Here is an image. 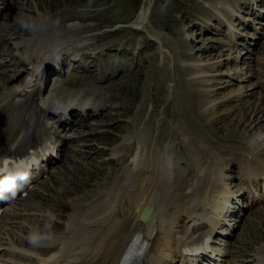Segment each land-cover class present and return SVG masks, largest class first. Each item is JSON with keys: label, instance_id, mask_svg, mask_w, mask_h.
I'll use <instances>...</instances> for the list:
<instances>
[{"label": "rangeland", "instance_id": "rangeland-1", "mask_svg": "<svg viewBox=\"0 0 264 264\" xmlns=\"http://www.w3.org/2000/svg\"><path fill=\"white\" fill-rule=\"evenodd\" d=\"M204 1L209 2V0H0V34L4 33V41L8 42V46L14 43L22 45L24 41L22 46L24 50L28 40L35 38V31L39 30L41 25L50 19H56L61 14L71 12L80 15V22L71 24L70 28L66 27L61 34L62 37L69 38L71 36L68 32L79 30L99 35L97 40L104 43L101 46L112 43L121 44L122 39H128L132 45L139 47L144 40L149 47L144 55L150 57V62L138 74L122 79L119 78L123 77V74H117L112 78L113 82L109 86L119 87V93L124 94L117 98V105H121L122 108H110V112H107L109 114L99 121V127H103L109 133L94 134L95 130L91 123L95 122V119H91L86 126L80 128L81 133L88 132L87 135L67 139L65 146L60 147L62 150L60 159L51 165L50 174L40 179L35 185L29 199L23 201L20 198L13 203L16 208L25 207L26 215L23 218H29L26 221L12 219L9 218L10 216L5 218L0 224V231L4 234L6 241L8 238L16 242L24 240L23 244L27 242V246H32L31 235L20 239L18 231L30 229L34 223L37 228L35 230L37 239H42L48 230L61 234L63 231L56 230L63 227L59 220L62 222L67 218L66 211L74 212L80 205V209L83 206H89L88 204L96 199L85 201L96 194V189L101 188L108 178L110 181L103 187L104 190L100 191V195L114 186V181L119 179L126 167L129 168L127 171H132L130 169L133 165L128 163L132 157L129 155L127 158L126 154L124 157V151L111 153L117 159L116 165L107 158L108 149L111 152L114 147L118 148V145H122L124 137L130 135L133 130L132 127L134 129L138 127L139 131H142L140 130L142 128L148 129L150 140L154 141L153 134L158 137L156 145L170 142L176 151L177 159L185 158V162L195 169V177L199 176L197 173L199 168L193 166L192 161L188 163L189 154L193 150L187 145L188 140L185 134L174 132L176 129H173L174 124L184 125V122H180L181 119H188L185 121L186 126L184 125L186 131L191 132L193 128L202 130L207 139L205 144L209 143L211 147L207 145L209 150L220 153L224 159L226 158V161L223 159L220 164L217 163L218 165L229 162L227 157L231 155L234 159L236 157L240 167V160L237 159L238 148L234 149L233 146L250 147L255 151L252 150L254 153L259 152L261 156H264V26L261 25L260 33L256 34L258 40H252L253 45H248L249 40L244 39L238 42L242 46L238 43H229L230 46L226 50L225 47H220L226 41L223 37L216 38L209 32L200 34L197 27H190L192 21L202 22L197 18L204 13L200 11L205 6ZM230 2H222L221 7L231 9ZM137 9L139 13L131 25H136L144 19L145 27L139 32L134 31L130 26V21L134 18ZM102 18L103 22L100 23ZM66 21L68 20L62 21L64 26ZM237 27L243 28L239 25ZM113 29L118 31L110 33ZM254 32L249 28L246 30V34ZM100 34L104 35L101 37ZM150 39L156 40L157 43ZM130 50L134 51L133 48ZM109 51L112 53L101 51L100 56L104 57L106 63L109 62L110 66L123 67L126 74L134 70L133 63L124 57L123 50L119 51L113 47ZM163 51L164 53L160 54ZM11 58L14 60V57ZM11 66L13 68L11 67L10 70L9 68L4 70L7 72L6 76H0L1 86L12 83V81L5 83L2 78L9 77L8 79L11 80L13 75L20 74L16 65ZM13 69H16L15 74L11 72ZM16 80L19 81V79ZM62 80L64 82V79ZM102 84H105V81ZM115 93L117 94V91ZM189 97L194 109L191 104L189 108L185 106ZM153 103L156 104L153 105ZM182 116L185 118L183 119ZM130 138L134 142L133 135ZM104 148H108L107 151ZM170 150L172 157L173 151ZM203 155L205 156L201 155L200 164H208L210 154L206 155L204 152ZM121 165L124 167L120 171ZM229 166H232L230 162ZM240 171L241 169L237 168L230 172L225 170L223 173L225 177L217 183L225 184L226 181L232 191L240 192L242 189ZM141 173H146L143 174L146 175L145 177L150 176L147 171ZM178 180L177 178V183ZM183 183L182 186L175 184L180 191L182 190L178 199H181L188 188L195 184L189 183V180ZM225 185L228 187L227 183ZM228 192H230L229 187ZM179 206L180 203L177 202L175 207L173 205L167 208L178 216L176 213ZM46 212L52 213V221L39 220L38 215ZM241 212L243 215L237 217L240 220H235L237 227L232 231V235L224 240L233 252L230 261L231 264H258L256 254L259 251L264 253V201L257 202ZM30 213L32 215L27 216ZM183 219L177 220L176 225H185L183 223L187 221ZM13 220L16 221L13 222ZM43 227H46L47 231ZM34 256L36 259L31 260L33 264H36L35 262L40 258L50 255ZM5 261H9L7 254L4 256V253L0 252V264H10ZM172 262L169 264H176V261ZM20 263L24 264L25 261L21 260Z\"/></svg>", "mask_w": 264, "mask_h": 264}, {"label": "bare ground", "instance_id": "bare-ground-1", "mask_svg": "<svg viewBox=\"0 0 264 264\" xmlns=\"http://www.w3.org/2000/svg\"><path fill=\"white\" fill-rule=\"evenodd\" d=\"M215 7V13L220 14L223 7L219 5H215ZM218 10H220V12ZM79 17V14L70 12L63 15L61 14V16L56 19H50L47 23L41 25L39 30L35 31V38L32 37L26 43L22 58H27L24 53H26V50L32 46L35 49L34 51L37 53L53 50L54 47L57 48L58 45L61 44L59 38L60 34L63 30H65L63 29L64 23L62 21L66 19L75 23L79 20ZM142 24L143 21L141 22L140 20L136 25ZM190 27L194 28L195 24H191ZM3 42L4 37L1 38V43ZM131 56L134 57L135 55ZM12 57H14V60L20 62L19 57ZM32 60L33 59L31 58L30 62H32ZM16 66L18 68L17 71L20 74L18 73L19 75L17 76L13 75L11 80L8 79L9 77L2 78V80H5V83L9 81L14 82L16 79L21 77L19 66ZM11 67L8 70H10ZM11 72L12 74H15L16 69L11 70ZM6 74V71H2L0 76H6ZM45 79L46 77H44V81ZM20 87V83H18L14 90L11 92L5 91L0 95V156L2 157L0 164H7L4 162H8V160H10L9 154H18L19 152H23L26 150L25 148L32 143L34 144L32 149L35 150L38 148V150L28 153L27 155H23V159L25 160V163H27L28 168L26 172H22L20 170L21 167H16L17 174H19L18 178L11 177L10 179H3V183L0 184V188L4 187L9 191H14L18 184H24V181H29V177H36L38 175L40 170V164L38 163L39 160H35L30 157H39L43 154L40 151L42 145L48 146L49 150L57 148L58 145L56 142L57 140H52L51 136L56 134V132H51V130H49L45 120L46 116L51 114L50 111L53 109V107L50 106V99L52 98L51 95H42L43 98L41 99L40 104L42 107H47V109L40 111L39 107L34 105L26 107L24 104L25 96L20 93V91L18 92V90H21ZM41 91L42 90L38 89L37 94L41 95ZM54 100L61 104H63L64 101L63 98H55ZM188 100L189 101L185 106L189 108V104H191L192 107L193 102L191 103L190 97ZM71 104H76V102L70 101L68 106ZM192 108L194 109V107ZM104 111L107 112L108 110L105 109ZM43 114V118L39 121V116ZM184 118L185 116L183 119ZM61 119L64 118L61 117ZM186 120L181 119L180 122H184V125L186 126ZM67 125L68 128L72 127V123ZM184 125L178 126L174 124L173 128L176 129L174 132L185 134L186 137H184L188 140L187 145L193 150L192 153L190 152L191 155L189 154L188 163L189 161H192L194 164L193 166L199 168L197 173L200 175V178L196 181L198 185L194 189L191 190V187L188 188L187 192H185L187 194L183 197L182 202L180 203L179 210L177 211L176 209V214L180 216V218L174 215V212L172 213L169 211V208H167L168 206L172 207L173 205L175 207V204L178 201L177 196L180 195V192L182 191H180L176 185L173 186V173L169 168L171 164H168L172 154L171 150L166 142H164L166 145L163 143L156 145L153 140H150L148 137V129L143 128L142 131H139L138 127L135 129L132 127L133 134H130L122 141V143L125 142L124 144L127 146H131L132 144L135 145V151L132 154H129L128 152L126 153L127 158L129 155L132 157L131 161L128 160V163L133 165L132 169H130L132 171H127L129 168L126 167L125 171L123 170V172H121L119 179L114 181V186H111L100 195V191H103V187L110 181V178H108L105 184L96 191L97 193L95 192L96 194L91 196L96 197L94 198L96 199L94 202L88 204L89 206H83L82 209L79 208L81 205L78 207L76 206L77 208H75L74 212L70 213L69 211L65 220V231L61 232V234H47L46 237L48 240L46 238L44 241L45 243H39L43 246L52 247L50 252L47 254L50 256L40 258V260H37L35 263L117 264L118 259L131 236L136 231H142L145 239L149 242L151 241L146 255L147 260L144 264H169L172 259L174 260L176 258V256L181 263L188 261L185 264H196L193 257L188 258L185 256L182 246L191 242L199 243V238L201 236L205 235L207 232L212 233L213 231H217L218 225H221L222 222L221 217H223L231 207L230 206L228 208V201L231 198L230 195L234 194H230V192H228V187L230 191H232L229 183L225 181V184L227 183L228 185V187H226L224 183L219 184L217 182L219 180L222 181V177H225L223 175L225 170L230 172L234 168L241 169L243 176L249 181L252 180V178L257 179L259 176L260 178L263 177L261 178L263 180L264 156H261L259 152L254 153L255 151L250 147L241 148L239 146H233L234 149H236V147L238 148L237 159L240 160V167L236 161V157L234 159L231 155L228 156L229 158L227 157V159L230 160L229 162L232 166H229L228 161L223 165H218L217 163L220 164L224 157H222L220 153L209 150L207 147L209 143H207V145L205 144L207 139L205 138L204 132L200 129L194 130V128L193 130L191 129V132H188L184 129ZM131 135H133L134 142H132V139L130 138ZM258 136L260 137V135ZM104 150L106 149L104 148ZM121 151H124V149L115 148L111 151V153H122ZM204 152L206 155L210 154L208 164H205L207 166L200 164L202 161H200L201 155L205 156L203 155ZM111 153L107 157L110 159L108 161H113L114 165H116L117 159L115 156H112ZM245 155L256 157L258 160L255 161L254 158L245 157ZM110 157H113L114 159ZM184 160L186 161V159ZM223 161H226V158ZM234 161H236V163ZM165 163L168 164L166 168ZM202 166H204V168H202ZM2 167L7 168V166ZM191 170L195 172L193 167H191ZM142 171L149 172L150 176L145 177L146 175L144 176L143 174L146 173L142 174ZM140 173L144 177L141 176ZM206 175L207 178L201 182L202 178ZM20 178L21 180L17 182ZM91 197L85 202H88ZM22 200L26 201L28 199L23 198ZM147 205L152 208V211L149 210L147 213L149 215L146 221L140 223L138 220L140 213ZM205 207L208 209H205ZM8 208V205H6V210L3 216L8 212ZM227 208L228 210L225 212ZM12 209L13 211L17 210L15 206H13ZM32 211H34V209H32ZM180 219L187 221V223L192 221V223L176 225V221ZM202 223H205V225L201 226ZM195 225H199V227H194ZM197 229H200L199 235L197 234L198 239L195 238L196 235H194L195 232H193L197 231ZM178 231H182V233H179ZM184 234L187 236L184 237ZM212 250L213 251L210 252V256H212V258L209 259V261L214 263L216 262L215 259L217 257L213 255L215 252L222 253V250L214 245H212ZM261 252L262 251H259V253L256 254L258 264H264V253ZM24 253L28 255L37 254L30 251H25ZM13 258L14 257H11V262H15ZM26 258L31 260L30 257Z\"/></svg>", "mask_w": 264, "mask_h": 264}, {"label": "snow or ice", "instance_id": "snow-or-ice-1", "mask_svg": "<svg viewBox=\"0 0 264 264\" xmlns=\"http://www.w3.org/2000/svg\"><path fill=\"white\" fill-rule=\"evenodd\" d=\"M4 163H7V161H5Z\"/></svg>", "mask_w": 264, "mask_h": 264}]
</instances>
